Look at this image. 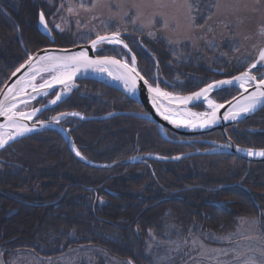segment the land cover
Listing matches in <instances>:
<instances>
[{
    "label": "trees",
    "instance_id": "obj_1",
    "mask_svg": "<svg viewBox=\"0 0 264 264\" xmlns=\"http://www.w3.org/2000/svg\"><path fill=\"white\" fill-rule=\"evenodd\" d=\"M52 6L47 0H0V91L29 55L50 46H73L71 34L53 28L51 22L54 17L57 22L69 18L55 15L58 1ZM256 9L260 19L251 23L263 29L264 0H256L253 11ZM40 12L52 27L53 42L39 32ZM76 17L81 20L77 15L74 21ZM122 33L143 76L170 93H193L215 79L237 73L228 69L218 76L211 68L178 67L169 62L161 45L128 31ZM259 45L256 57L264 41ZM115 50L105 45V53L99 55ZM236 93L234 88H223L212 98L225 103ZM55 95L54 91L33 106L44 105ZM193 109L203 111L204 107L195 105ZM119 111L143 112V108L111 86L80 80L63 102L39 119L67 112L93 117ZM62 125L69 129L82 156L98 164L135 155L172 157L207 148L202 142L171 143L161 136L157 125L135 117L104 121L67 118ZM225 132L239 147L264 150V106ZM166 134L179 139L169 131ZM200 138L225 141L221 131ZM240 217L257 218L264 233V162L212 154L101 170L79 162L63 136L50 129L19 139L0 152V251L4 258L25 251L42 261H54L74 248L92 246L119 261L143 264L141 245L148 238L147 231L159 236L172 225L182 231L198 227L202 232L226 234L235 230Z\"/></svg>",
    "mask_w": 264,
    "mask_h": 264
},
{
    "label": "rangeland",
    "instance_id": "obj_2",
    "mask_svg": "<svg viewBox=\"0 0 264 264\" xmlns=\"http://www.w3.org/2000/svg\"><path fill=\"white\" fill-rule=\"evenodd\" d=\"M56 1L59 8L55 15L69 20L57 22L54 17L52 26L71 34L73 45L85 44L96 36L94 32L101 35L128 31L161 45L170 56L169 62L185 69L241 72L252 64L259 44L264 41V28L251 23L260 19L257 17L260 10L253 11L256 0ZM47 3L53 7L54 0ZM77 15L81 20L76 17L74 21ZM123 60L128 61L126 57ZM54 74L38 75L35 85L51 80ZM70 90L68 86L60 92ZM33 102L16 111L32 109ZM147 236L141 245L143 264H264V233L257 218H238L235 230L226 234L202 232L198 227L182 231L168 225L163 234L156 236L147 231ZM0 264L129 263L117 260L100 247L85 246L74 248L54 261H42L25 251L4 258L0 251Z\"/></svg>",
    "mask_w": 264,
    "mask_h": 264
},
{
    "label": "water",
    "instance_id": "obj_3",
    "mask_svg": "<svg viewBox=\"0 0 264 264\" xmlns=\"http://www.w3.org/2000/svg\"><path fill=\"white\" fill-rule=\"evenodd\" d=\"M40 15H41V12L39 13L38 23H37V27L39 29V32L43 37L47 38L50 42H53V37H52L51 31H50V29L46 23L45 17H44V23H41ZM45 25H46V27H45ZM111 34L112 33L105 34V35H111ZM123 36H124V34L120 33L119 39H121L122 41H123V39H122ZM95 39H97V37L93 38L92 40H90L89 42H87L85 44L75 45V46L68 47V48H56V47L46 48V49H43V50L35 53L34 55H29L28 58L15 69V71L11 74V76L9 77L7 82L4 84L3 88L0 91V103H3V104L15 103V102L31 95V93H27L26 91H22V87H23L24 81L27 78V76L31 75V73L34 72V70H35V72H37L39 67L44 63L39 59L40 57H43V56L63 57V56L76 55L80 52H86L88 54L89 59L95 60V59H104L107 57V58L119 60L121 63H127L129 65V68L134 67L136 72H138L139 75L142 76L144 79L141 80V79L137 78L136 89L134 92H132L133 95L131 96V95L127 94L125 91H123L122 89H120L119 87L111 85L99 77V76H108L110 72H116V73L120 74V71H122V70H117L112 65L107 66V70H104V71L97 70L96 68H93V67H88V68L81 67L78 71L75 72L72 79L67 82L68 85L71 86L72 88H74L77 81H80V80H97L99 82H102L108 86H111V87L119 90L120 92H122L124 95H126L130 99L135 100L138 104H140L142 106L144 111L143 112H129V111L110 112V113H107L104 115L93 116V117H86V116H83L82 114H79V113L67 112V113H63V114L55 116L59 120L58 123L55 120H53L54 117H52L51 119L45 120V121L37 120L39 115H41L46 110L57 106L59 103L63 102L69 96V93L68 94L63 93L62 94L63 96H61V99L58 100L56 102V104H52L51 103L52 100H50L43 106L32 108V109L24 112L26 114H29L30 118L19 120V117H17V120L19 123H22L26 127L31 128L32 131L25 132L23 135L17 136L12 141L5 143L3 147H0V152L4 148H6L7 146H9L10 144H12L13 142H15L19 139H22L24 137H27V136L32 135V134L37 133V132H41V131L50 129V130L58 131L63 136L71 154L79 162H81L83 165L88 166L90 168H96V169H101V170H109V169H113L115 167H119L122 165L135 164V163H139V162H144L147 164L149 161L165 162V163L177 162L179 160L189 158V157H193V156H206V155H212V154L233 155V156L239 157L240 159H242L246 162H252V163L264 162V156L248 155V151L250 149L249 150L244 149V148H241V147L235 145L234 143L231 142V140L226 136V133H225V129L227 127L240 123L241 121L247 119L249 116L254 114L262 106H264V98H262V102H260L259 107L257 109H255L252 113H250L244 117H241V118H235V119L232 118L233 115L236 116V109L241 105L250 103V101L247 98L249 96H251V94L253 92L257 91V85L260 83L261 79L260 80L258 79V76L256 75V73L259 70H264V62H258L260 60V56L257 58L256 61H254L245 70L235 74L234 76L210 82L207 85H205L204 87H202L201 89L207 88L209 84L215 85L216 82H218V81H232V83H230V84L217 85L216 87L212 88L208 92V98L207 99H205L203 96H201L199 99H193V100L189 101L187 104H183V103L178 102V98L182 99L184 97L192 96L194 93L199 92L201 89H199L193 93H189L186 95H180V94L168 93L166 91L161 90L158 87L162 92H166L169 95L167 97L161 96V97H156L154 99L153 94L149 93L147 85L144 84V80H147V79L139 72V70L137 68L136 58H135V64L134 65L132 64V58L135 56L131 53L130 49L128 47L125 48L122 44H112V43H101V44H98L95 49H93L92 48V41ZM124 44H126V43L124 42ZM102 45H108V46H112V47L113 46L121 47L130 56V58H131L130 63L126 62L122 58H117L114 56H97V54L103 49ZM262 51H264V48ZM253 64H256L255 68L252 67ZM244 72H248L249 75L254 76L255 79L252 81L246 82L245 83L246 85H243V87H242L240 84V81H237L235 78L241 77ZM262 79H264V78H262ZM18 82H21V83H18ZM148 84H151V83L148 82ZM14 86H15V88H14ZM153 87L155 88L157 86H153ZM61 88H65V86L63 84L54 83L50 88L47 89L45 96L54 90H58L57 95L60 96L59 91L61 90ZM223 88H234L235 90H237V94L233 98H231L229 101H227L225 103L218 104V105H223V106L220 107L218 109V111L216 112V117H215V120L213 122H209L206 124L203 123L201 126H196V127L189 126L186 124H181V123H180L181 126L177 127L174 123L169 122L170 120H173V119H171L170 115H175L176 112H178V110H181V109L193 111L192 108L195 105L201 104L204 106L206 100L212 99V96L214 95V93L218 90L223 89ZM10 89H14V94L16 96V98L14 100L12 99L13 93H10V91H9ZM260 90L264 91V87H262ZM5 96H8L9 99L5 100ZM39 98H41V97H39ZM39 98H37V99H39ZM37 99H35V100H37ZM55 99H56V97L53 100H55ZM215 104H217V103H215ZM15 112H17V111L15 110ZM193 112H195V111H193ZM17 113H19V112H17ZM196 113H199V112H196ZM164 115H167L169 117V119H167V120L164 119ZM225 115H228L229 118L225 119L224 118ZM121 116L135 117L138 119H145L147 121L154 123L155 125H157L161 136L171 143L186 144L189 142H193V143L202 142V143L207 144L209 146V148L205 149V150H195L192 152H188V153L181 154V155H175L172 157H161L158 155L146 154V155H136V156L130 157L128 159L116 161L113 163L98 164V163H93L91 161H88L87 159H81L79 156L76 155V152L78 150L73 143V139H72L71 135L69 134V129H67L63 125H61V122L67 118H73V119H77L79 121H104V120H108V119L115 118V117H121ZM8 123H9L8 120L4 116H0V125L7 126ZM165 131H169L170 133L180 137V139H178V140L169 139L166 136ZM217 131H221L223 133V135L225 137V142H212V141H204V140H196L195 139L197 137L207 135V134L217 132ZM250 151H252L253 153H259V152L264 151V150H250Z\"/></svg>",
    "mask_w": 264,
    "mask_h": 264
},
{
    "label": "snow or ice",
    "instance_id": "obj_4",
    "mask_svg": "<svg viewBox=\"0 0 264 264\" xmlns=\"http://www.w3.org/2000/svg\"><path fill=\"white\" fill-rule=\"evenodd\" d=\"M40 21L41 23H44V15L41 13L40 15ZM166 26V25H165ZM46 27V25H45ZM151 35V33H149ZM120 32L115 31L111 35H98L97 39L92 41V48L95 49L98 44L101 43H112V44H122L125 48L128 47L124 42L119 39ZM42 62H49L45 66L47 68H50L52 71L57 72L58 74L52 77L51 81H45L44 83L40 84L39 86L32 84V90L34 92H39L41 89L44 88H50L53 83H59L63 84L65 88H67L68 81H70L75 74L76 71H78L81 67L88 68L93 67L97 70L104 71L107 70V66L112 65L117 70L120 71L119 75H114L115 79H121L123 80L125 87L128 88L129 91L134 92L136 89V82L137 78L143 80L144 78L139 75L138 72H136L135 68H129V65L127 63H121L119 60L111 59V58H104V59H89L88 54L86 52H80L76 55L71 56H63V57H51V56H43L39 58ZM258 62H264V51L260 52V60ZM132 64H135V57L132 58ZM253 68L256 67V64L252 65ZM35 71V70H34ZM110 74H112L110 72ZM35 79V77H32ZM237 81H240L241 86L243 87L244 83L248 81H252L255 79L254 76L249 75L248 72H244L241 77L235 78ZM21 83V82H18ZM232 81H218L216 84H209L207 88L201 89L199 92L194 93L192 96L184 97L182 99L178 98L179 103L187 104L189 101L193 99H199L201 96H203L205 99L208 98V92L216 87L217 85H224V84H230ZM144 84L147 85L149 93L153 94L154 99L156 97L165 96L167 97L169 94L166 92H162L158 87H153L151 84H148L147 80H144ZM264 87V79H261L260 83L257 85V91L253 92L251 96H249L247 99L250 101V103L247 105V107L244 109L249 110L255 107L257 103L262 102V98H264V91H261L260 89ZM15 88V86H14ZM10 93H13L12 99L14 100L16 98L14 94V89L9 90ZM9 97L5 96V100H8ZM61 97L59 95L56 96L55 100H52V104H56L58 100H60ZM209 106L212 108L211 113H204V114H196V113H190L189 115L201 119L202 123L206 124L209 122H213L216 117V112L220 107L223 105L214 104L212 101H208ZM17 107L15 103L11 104H3L0 103V116H4L8 120V125H0V147H3L5 143H7L8 140L15 139L17 136L23 135L25 132L32 131L31 128L26 127L22 123H19L17 120V117H19V120L28 119L30 118L29 114H26L24 112H15L14 109ZM167 111V110H166ZM75 115V114H74ZM225 119H228L229 116L225 115ZM233 119L236 118L235 115L232 116ZM164 119H169L167 115H164ZM53 120H55L57 123L59 122L58 118L54 117ZM170 123H174L177 127H180V123H177L175 120H170ZM195 126V125H193ZM15 129V131H6L5 129ZM239 150V149H238ZM76 155L79 156L81 159H85V157L82 156V154L77 151ZM248 155H259L264 156V151H261L259 153H253L252 151H248Z\"/></svg>",
    "mask_w": 264,
    "mask_h": 264
},
{
    "label": "bare ground",
    "instance_id": "obj_5",
    "mask_svg": "<svg viewBox=\"0 0 264 264\" xmlns=\"http://www.w3.org/2000/svg\"><path fill=\"white\" fill-rule=\"evenodd\" d=\"M66 48V47H57V46H50V47H47V48ZM72 47V46H71ZM68 48V47H67ZM46 49V48H45ZM49 62H44L40 67L39 69L37 70V72H32L31 75H28L27 78L25 79L24 81V84H23V87H22V91H26L27 93H31L30 96L26 97V98H23L17 102H15V104L17 105V107L14 109V111L16 109H18L20 106H23V105H27V104H30L32 103L35 99L39 98V97H42V96H45L46 92H47V87L44 88V89H41L39 92H34L32 90V87L31 85L32 84H35L34 83V80L32 77L34 76L35 78L42 74V73H45V72H54L52 71L50 68H47L45 65L48 64ZM112 74L109 73L108 76H99L101 79H103L105 82L111 84V85H114L116 87H119L120 89H122L123 91H125L127 94L129 95H133L132 91H129L128 88L125 87V84L123 82V80L121 79H115L114 78V75H119L118 73L116 72H111ZM58 73L55 72L54 76L57 75ZM224 78H228V77H223L221 79H224ZM52 80V79H51ZM49 80V81H51ZM54 84V83H53ZM52 84V85H53ZM241 84V83H240ZM244 85H246L244 83ZM39 86V85H37ZM63 96L61 93H60V97ZM212 101L214 104H215V101L213 99H208L205 101V109H207L206 112L204 113H211L212 112V108L209 106V103L208 101ZM227 102V101H226ZM247 104H244V105H241L239 106L237 109H236V118H241V117H244L250 113H252L255 109H257L260 105V103H257L255 105L254 108L252 109H249V110H244L247 105ZM190 113H196V112H193V111H189V110H186V109H181V110H178V112H176L175 115H170L171 119L175 120L176 122L178 123H181V124H186V125H189V126H193V127H196V126H201L203 123H202V120L201 119H197L191 115H189ZM204 113H196V114H204ZM250 117V116H249ZM6 131H15V129H8L6 128L5 129ZM166 132V131H165ZM214 133V132H213ZM13 140V139H12ZM12 140H8L7 142H10ZM209 139H204V141H207ZM213 141V140H212ZM242 148V147H241ZM246 149V148H244ZM249 150V149H248ZM192 152V151H191ZM188 153V152H187ZM185 154V153H184ZM181 155V154H179Z\"/></svg>",
    "mask_w": 264,
    "mask_h": 264
},
{
    "label": "flooded vegetation",
    "instance_id": "obj_6",
    "mask_svg": "<svg viewBox=\"0 0 264 264\" xmlns=\"http://www.w3.org/2000/svg\"><path fill=\"white\" fill-rule=\"evenodd\" d=\"M102 52H104L105 53V51L103 50ZM107 55H114V56H116L117 55V50H115V52H113V53H111V54H107ZM99 56H102V55H99ZM215 71V74H217L218 76H223V74H218L217 72H216V70H214ZM149 76V75H148ZM155 78V77H154ZM215 80H217V79H215Z\"/></svg>",
    "mask_w": 264,
    "mask_h": 264
}]
</instances>
